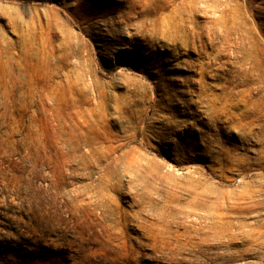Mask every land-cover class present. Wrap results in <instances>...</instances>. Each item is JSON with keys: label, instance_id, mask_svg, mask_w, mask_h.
Listing matches in <instances>:
<instances>
[{"label": "rangeland", "instance_id": "obj_1", "mask_svg": "<svg viewBox=\"0 0 264 264\" xmlns=\"http://www.w3.org/2000/svg\"><path fill=\"white\" fill-rule=\"evenodd\" d=\"M262 63L264 0H0V264H264Z\"/></svg>", "mask_w": 264, "mask_h": 264}, {"label": "bare ground", "instance_id": "obj_2", "mask_svg": "<svg viewBox=\"0 0 264 264\" xmlns=\"http://www.w3.org/2000/svg\"><path fill=\"white\" fill-rule=\"evenodd\" d=\"M206 1V0H205ZM218 1V0H217ZM181 1H179L178 3H180ZM212 2V1H211ZM182 3H184V1L182 2ZM186 4V3H185ZM213 4V3H212ZM218 4V3H217ZM217 4H216V6H217ZM183 6V5H182ZM210 6V5H209ZM184 7V6H183ZM194 7H195V5H194ZM180 8H181V6H180ZM214 9V8H213ZM218 9V8H217ZM220 9V8H219ZM218 9V10H219ZM222 9V8H221ZM183 10V9H182ZM186 10V9H185ZM184 10V11H185ZM254 10V9H253ZM184 11H182V12H184ZM224 11V10H223ZM179 12V11H178ZM187 12V11H186ZM193 12V11H192ZM213 12V11H212ZM221 12V11H220ZM188 13H190V12H188ZM217 13V12H216ZM249 13V12H248ZM212 14H214V13H212ZM224 15V14H223ZM211 16H213V15H211ZM235 16V15H234ZM217 16L215 15V18H216ZM226 17V16H225ZM218 18V17H217ZM216 18V19H217ZM262 18V17H261ZM141 20V19H140ZM227 20V19H226ZM156 21V20H155ZM217 21V20H216ZM218 22V21H217ZM154 23V22H153ZM180 23V22H179ZM215 23V22H214ZM225 23V22H224ZM223 23V24H224ZM216 24H218V23H216ZM220 24V23H219ZM178 25V24H177ZM144 26V25H143ZM176 26V25H175ZM222 26H224V25H222ZM253 26V25H252ZM149 27V26H148ZM181 27V26H180ZM217 27V26H216ZM223 28V27H222ZM145 29V28H144ZM229 29V28H228ZM139 31V30H138ZM187 32V31H186ZM258 32V31H257ZM180 33V32H179ZM185 33V32H184ZM256 34V33H255ZM222 35V34H221ZM260 35V34H259ZM245 36V35H244ZM251 36V35H250ZM246 37V36H245ZM182 40V39H181ZM237 42V41H236ZM244 45V44H243ZM242 47V46H241ZM245 61V60H244ZM247 63V62H246ZM262 64H264V63H262ZM261 70V69H260ZM259 77V76H258ZM261 77V76H260ZM263 84V83H262ZM4 98V97H3ZM4 100V99H3ZM3 102V101H2ZM102 102V101H101ZM103 103V102H102ZM97 104H98V102H97ZM98 109V108H97ZM87 118V117H86ZM95 118V117H94ZM145 119V118H144ZM139 120V119H138ZM145 121V120H144ZM123 141V140H122ZM126 155V154H125ZM123 156V155H122ZM121 156V157H122ZM27 159V158H26ZM112 159H113V157H112ZM116 159V158H115ZM128 160V159H127ZM132 161V160H131ZM151 161V160H150ZM149 162V161H148ZM116 163V162H115ZM114 163V164H115ZM152 163V162H151ZM137 164V163H136ZM135 169V168H134ZM139 173V172H138ZM142 177V176H141ZM242 179H244V178H242ZM244 181V180H243ZM249 183H252V182H249ZM246 184V183H245ZM255 184V183H254ZM259 184V183H258ZM20 185V184H19ZM189 186V185H188ZM259 187V186H258ZM262 187V186H261ZM247 188V187H246ZM236 189V188H235ZM261 189V188H260ZM259 190V189H258ZM262 190V189H261ZM260 190V191H261ZM227 191V190H226ZM199 193H201L200 191H199ZM231 193V192H230ZM252 193V192H251ZM257 193V192H256ZM218 194V193H217ZM226 194V193H225ZM195 195V194H194ZM193 195V196H194ZM200 195V194H199ZM223 195V194H222ZM192 196V195H191ZM141 197V196H140ZM200 197V196H199ZM226 197V196H225ZM228 197V196H227ZM221 198H223V197H221ZM213 199V198H212ZM201 203V202H200ZM194 204V203H193ZM221 204V203H220ZM245 205V204H244ZM243 205V206H244ZM251 205V204H250ZM249 205V206H250ZM202 206V205H201ZM234 206V205H233ZM220 207V206H219ZM232 207V206H231ZM251 207V206H250ZM217 209V208H216ZM220 210V209H219ZM236 210V209H235ZM229 211H231V210H229ZM234 211V210H233ZM139 212V211H138ZM216 212V211H215ZM214 212V213H215ZM220 212V211H219ZM99 213V212H98ZM214 213H212V215L214 214ZM222 213V212H221ZM221 213H219V214H221ZM225 213H226V211H225ZM218 214V215H219ZM224 214V213H223ZM228 214V213H227ZM235 214V213H234ZM99 215V214H98ZM132 215V214H131ZM222 215V214H221ZM236 215H237V213H236ZM226 216V215H225ZM228 216V215H227ZM114 217V216H113ZM239 217V216H238ZM135 218V217H134ZM138 218H140V217H138ZM242 218V217H241ZM217 219V218H216ZM234 219V218H233ZM116 220V219H115ZM209 220V219H208ZM224 220V219H223ZM223 220H221V221H223ZM225 220H227V219H225ZM235 220V219H234ZM216 222V221H215ZM226 222V221H225ZM115 223V222H114ZM212 223V222H211ZM218 223V222H217ZM222 223V222H221ZM151 224V223H150ZM204 224V223H203ZM252 226H254V225H252ZM203 227V226H202ZM219 227V226H218ZM199 229V228H198ZM203 229H205V227L203 228ZM213 230V229H212ZM187 231V230H186ZM231 231V230H230ZM220 234V233H219ZM197 235V234H196ZM204 236V235H203ZM237 236H238V234H237ZM193 237V236H192ZM249 239V238H248ZM251 239V238H250ZM249 239V240H250ZM253 243V242H252ZM258 244V243H257Z\"/></svg>", "mask_w": 264, "mask_h": 264}]
</instances>
